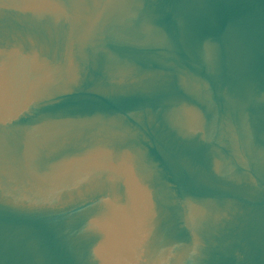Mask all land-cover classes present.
I'll list each match as a JSON object with an SVG mask.
<instances>
[{
  "label": "water",
  "instance_id": "obj_1",
  "mask_svg": "<svg viewBox=\"0 0 264 264\" xmlns=\"http://www.w3.org/2000/svg\"><path fill=\"white\" fill-rule=\"evenodd\" d=\"M0 264H264V0H0Z\"/></svg>",
  "mask_w": 264,
  "mask_h": 264
}]
</instances>
